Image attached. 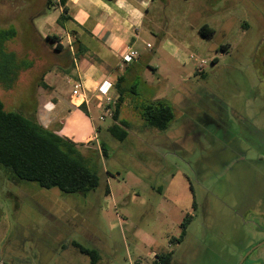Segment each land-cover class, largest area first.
Segmentation results:
<instances>
[{
  "label": "rangeland",
  "instance_id": "374dc122",
  "mask_svg": "<svg viewBox=\"0 0 264 264\" xmlns=\"http://www.w3.org/2000/svg\"><path fill=\"white\" fill-rule=\"evenodd\" d=\"M42 10L51 11L43 0H0V28L16 31L5 51L18 64L28 60L17 51L28 20L42 23ZM203 24L210 37L199 33ZM142 36L119 85L126 126L93 108L92 129L84 107L58 104L57 133L83 113L92 138L77 144L99 177L95 190L42 188L0 166V264H93L74 242L97 251L94 264H151L167 252L169 264H264V0H154ZM28 68L11 87L0 83V100L34 116ZM156 99L173 109L163 130L138 116ZM114 123L122 140L107 129Z\"/></svg>",
  "mask_w": 264,
  "mask_h": 264
},
{
  "label": "crops",
  "instance_id": "0c3cea01",
  "mask_svg": "<svg viewBox=\"0 0 264 264\" xmlns=\"http://www.w3.org/2000/svg\"><path fill=\"white\" fill-rule=\"evenodd\" d=\"M43 1L45 4L46 0ZM153 1L66 0V15L69 19L63 20L62 25L56 22L62 13V8L57 5L50 8V12L42 10V23H36L34 15L29 18V35L17 51H20L19 55L27 56L31 65L28 69L33 67L30 70L34 73L37 94L34 116L43 127L54 129L59 123L58 117L62 112L61 104L58 105L60 102L68 109L81 107L79 101L71 95L73 83L79 81L89 96L84 108L94 129L89 113L93 108L103 110L96 99L95 88L104 79L112 81L110 94L116 100L117 78H124L122 71L140 58L138 53L133 62L122 64L120 55L126 47L136 50L138 42L144 43L143 21ZM52 34L56 35L61 50H55V43L46 39L47 35ZM19 44L15 43L14 47ZM146 44L149 43L146 42L145 46ZM49 90L50 93L47 94ZM82 117L83 113H79V118L72 121V128L68 125L63 129L60 127L57 134L62 137L72 136L74 140H70L75 143H88L92 136L85 134ZM94 138L96 139L95 133Z\"/></svg>",
  "mask_w": 264,
  "mask_h": 264
},
{
  "label": "trees",
  "instance_id": "16d2710c",
  "mask_svg": "<svg viewBox=\"0 0 264 264\" xmlns=\"http://www.w3.org/2000/svg\"><path fill=\"white\" fill-rule=\"evenodd\" d=\"M65 2L66 0H46L45 2L46 8H52L55 5L62 8V13L56 20L59 25H62L63 20L69 19L66 15ZM213 31V28L206 24L199 29V33L204 37H210ZM15 35L16 31L13 27L0 28V38L3 40L0 41V83L5 88L11 87L12 81L23 65L26 68L31 66L29 60L16 63L19 58L17 54L5 51L3 42ZM46 39L55 43V50H61L56 35H47ZM122 80L123 77H118L115 82L118 97L113 104L111 118L126 126L124 121L118 120L122 102L119 85ZM81 107H84V104H81ZM138 116L147 126L163 130L173 119V109L162 100H152L141 107ZM107 129L118 140L126 136V131L116 123ZM78 147L79 144L58 135L54 129L43 127L35 116L6 111L0 100V166L8 169L17 179L36 182L42 188H58L64 193L86 195L98 187L99 177L86 165L85 158ZM101 148L104 154V148L102 146ZM188 220L189 216L186 214L180 223L181 232L176 240L182 239ZM74 245L82 253L88 254L93 264L98 261L99 255L96 250L85 248L75 242ZM170 260V252L159 253L154 255L151 264H169Z\"/></svg>",
  "mask_w": 264,
  "mask_h": 264
},
{
  "label": "built area",
  "instance_id": "2783aa9c",
  "mask_svg": "<svg viewBox=\"0 0 264 264\" xmlns=\"http://www.w3.org/2000/svg\"><path fill=\"white\" fill-rule=\"evenodd\" d=\"M146 46L148 47L149 44H146ZM137 57V50L133 49L130 46L126 47L125 51H123L120 55L122 64H129L133 62ZM112 88L113 82L108 79H104L103 81H101L95 88L96 99L98 100L104 113L110 115L112 114L113 110L111 105H113L115 102V99L110 94ZM71 95L76 101H79L80 104L88 103L89 96L87 94V91L82 87V84L79 81L73 83Z\"/></svg>",
  "mask_w": 264,
  "mask_h": 264
},
{
  "label": "water",
  "instance_id": "95a60500",
  "mask_svg": "<svg viewBox=\"0 0 264 264\" xmlns=\"http://www.w3.org/2000/svg\"><path fill=\"white\" fill-rule=\"evenodd\" d=\"M262 68H263V77H264V57H263V60H262ZM240 263H241V261H240Z\"/></svg>",
  "mask_w": 264,
  "mask_h": 264
},
{
  "label": "flooded vegetation",
  "instance_id": "af4514ba",
  "mask_svg": "<svg viewBox=\"0 0 264 264\" xmlns=\"http://www.w3.org/2000/svg\"><path fill=\"white\" fill-rule=\"evenodd\" d=\"M214 61V60H213ZM261 66H262V64H261ZM262 72H263V68H262Z\"/></svg>",
  "mask_w": 264,
  "mask_h": 264
}]
</instances>
